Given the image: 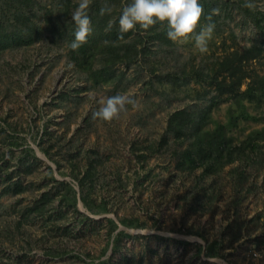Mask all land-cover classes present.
<instances>
[{
	"label": "rangeland",
	"instance_id": "374dc122",
	"mask_svg": "<svg viewBox=\"0 0 264 264\" xmlns=\"http://www.w3.org/2000/svg\"><path fill=\"white\" fill-rule=\"evenodd\" d=\"M130 2L91 0L92 31L74 51L79 0H0V264H264V0H200L215 23L204 54L162 23L121 34ZM235 53L246 95L206 81ZM117 92L137 106L92 119ZM183 109L205 110L223 144L188 151L193 139L167 130Z\"/></svg>",
	"mask_w": 264,
	"mask_h": 264
},
{
	"label": "clouds",
	"instance_id": "9594fccd",
	"mask_svg": "<svg viewBox=\"0 0 264 264\" xmlns=\"http://www.w3.org/2000/svg\"><path fill=\"white\" fill-rule=\"evenodd\" d=\"M90 3L91 0H79L71 14L75 32L69 47L74 51L86 42L92 31V20L88 14ZM244 6L253 8V0H245ZM112 11L111 6H103L99 9V15H111ZM202 15L203 4L200 0H131L119 14V32L123 34L136 29L137 26L148 29L150 26L162 23L166 25V37L169 40L181 43L191 40L199 53L204 54L208 51V42L213 36L215 23L211 21L210 16L208 23H202ZM111 26L110 20L107 28L110 29ZM128 105L133 108L137 106L136 100L130 94L117 92L109 95L101 100L98 108L92 112V119L105 122L119 119Z\"/></svg>",
	"mask_w": 264,
	"mask_h": 264
},
{
	"label": "trees",
	"instance_id": "16d2710c",
	"mask_svg": "<svg viewBox=\"0 0 264 264\" xmlns=\"http://www.w3.org/2000/svg\"><path fill=\"white\" fill-rule=\"evenodd\" d=\"M68 3L70 4V0H68ZM68 12L69 10L66 9ZM207 16L201 17V21H207ZM166 31V30H165ZM85 49L81 48L78 50V52L82 53L84 52ZM261 49L257 48H251L247 54L251 53H260ZM76 53V52H75ZM242 62V57L239 59V54H231L227 55V57L223 58L222 61L220 60L216 64V68H212L207 74L206 77L208 78L206 81L209 86H215L216 90L222 91L223 93H229V94H235L237 93L238 95H246L248 94L247 91L241 92V85L243 83V80L247 79L248 76L246 74H239L242 73L240 64ZM227 74L224 76L223 74ZM201 78L203 77V74L200 76ZM222 77V78H221ZM230 78L231 82L227 83V79ZM170 83H180L181 79L180 77L176 75H168L166 77ZM264 88V87H263ZM254 97V98H252ZM256 96L253 95L251 96V99H255ZM205 114V110L200 111V110H188V109H183L180 111H177L173 113L167 122V130L168 132L172 133L175 137L176 140L179 141H187V139L191 138L193 139V142L189 146V150L191 153L195 152L198 153L199 151H203L204 146H209L210 149H213L216 145L219 146L223 144V142L226 140L225 133H224V127L223 126H218L217 129L213 131H207L205 130L206 127V118L202 117L201 115ZM218 134V136H216ZM216 144V145H215ZM224 146L227 148L226 151L227 153V163H231L235 160V157H233V148L230 146V142L226 141ZM233 149V150H232ZM187 150L184 152L185 158L188 156ZM220 159H223V153L220 152ZM182 165H185V162L181 163ZM196 166H194L195 168ZM190 169H193V167H190ZM24 188L21 184H13L8 186L7 192L8 193H13L17 194L23 191ZM77 202V201H76ZM121 224L124 226H139V221L138 220H122ZM114 232L118 230V225L117 223L113 222L112 223ZM122 232H119L111 241V244L116 246V243L118 241V235L121 234ZM114 249V248H113Z\"/></svg>",
	"mask_w": 264,
	"mask_h": 264
}]
</instances>
